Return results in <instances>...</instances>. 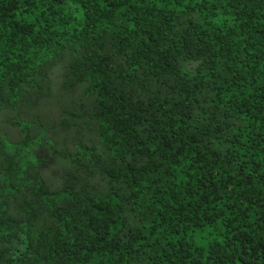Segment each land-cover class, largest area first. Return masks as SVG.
I'll list each match as a JSON object with an SVG mask.
<instances>
[{
	"label": "trees",
	"instance_id": "trees-1",
	"mask_svg": "<svg viewBox=\"0 0 264 264\" xmlns=\"http://www.w3.org/2000/svg\"><path fill=\"white\" fill-rule=\"evenodd\" d=\"M0 264H264V0H0Z\"/></svg>",
	"mask_w": 264,
	"mask_h": 264
}]
</instances>
